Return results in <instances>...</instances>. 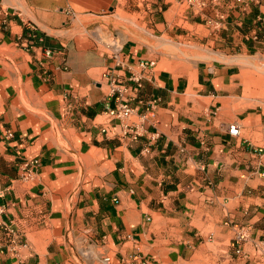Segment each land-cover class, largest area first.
Listing matches in <instances>:
<instances>
[{"label":"crops","instance_id":"crops-1","mask_svg":"<svg viewBox=\"0 0 264 264\" xmlns=\"http://www.w3.org/2000/svg\"><path fill=\"white\" fill-rule=\"evenodd\" d=\"M201 1L151 0L109 49L95 30L117 35L134 0H0V264H264V102L242 104L264 0ZM113 87L129 124L145 116L135 139L106 113Z\"/></svg>","mask_w":264,"mask_h":264},{"label":"built area","instance_id":"built-area-1","mask_svg":"<svg viewBox=\"0 0 264 264\" xmlns=\"http://www.w3.org/2000/svg\"><path fill=\"white\" fill-rule=\"evenodd\" d=\"M181 5H185L187 8H191L194 4H202L201 0H177ZM215 8V10L218 9V7L224 2V0H210ZM236 4H239L242 6V8H247L248 5L251 2H254L255 0H234ZM7 16V10H4L3 8L0 7V15ZM218 18L220 19L221 22L217 23V27L220 28L222 25V20H223V14H220L219 12L217 13ZM264 22V20H261ZM253 39L256 40V36L253 37ZM113 43H119L116 37H113ZM111 43V44H113ZM105 46L109 49L110 46L105 43ZM116 50V49H115ZM120 52V47L115 51L116 54H119ZM139 66L146 70L147 68H151L154 66V63L152 61L147 62V63H140ZM130 81L134 82L137 87H140L141 84V77L138 75H133L130 79ZM128 88L119 89L113 87L111 90V96L116 95L115 97V105L113 108L107 110V115L116 118L122 123V135L126 136L130 134L133 139L137 138L142 132L146 130L144 127V118L145 116H140L139 117V122L134 123L131 121L129 124V120L131 115L133 114V110L128 106V104L123 100V93L126 92ZM154 106L150 105L148 112L151 113L153 110ZM149 126H153L152 123L148 124ZM227 132L229 136L237 138L240 136V125L237 122H234L228 126ZM154 137L157 136V134L153 135ZM6 137L11 138L12 134L11 132L7 131L6 132ZM38 166V161L37 160H31V161H24L23 163L20 164L19 166V171H20V176L19 179L23 182H32L35 179L36 176V168ZM261 180L264 182V172L259 174ZM225 225H228V222L225 223ZM8 228V227H7ZM10 231V230H9ZM249 231H250V226L248 225H235L233 226V237L231 239V247L235 249V252H239L241 249V246L243 243H245L249 237ZM100 261L102 264H109L110 263V258L105 255L104 253L100 254ZM124 264H150V261L147 258L143 257H135L131 259H127L124 261Z\"/></svg>","mask_w":264,"mask_h":264},{"label":"rangeland","instance_id":"rangeland-1","mask_svg":"<svg viewBox=\"0 0 264 264\" xmlns=\"http://www.w3.org/2000/svg\"><path fill=\"white\" fill-rule=\"evenodd\" d=\"M18 7H22V3L20 0H14ZM22 1V0H21ZM151 0H134L133 7L131 11L127 12L124 10H118L116 12V16L118 17L117 23H115V29L117 35H113L109 28L105 26H100L95 30L96 36L97 33L102 34V37H98L99 40L107 43L110 46H113V37H116L118 41L122 40V36L124 33H121L120 26H127L128 28H135L138 26V20L143 15L144 11L148 7L146 5L150 4ZM4 8V7H3ZM143 11V12H140ZM11 13L12 11H8ZM18 12V11H16ZM124 40V39H123ZM123 42V41H121ZM120 42V43H121ZM104 43V44H105ZM115 47V46H113ZM252 63L255 64L256 67L248 66L251 69L244 70L245 72V82H244V90H243V101L242 104H247L249 99H255L256 101L263 103L264 102V59L262 58H250ZM261 67V69L257 68ZM261 70V71H260ZM247 87V90H245Z\"/></svg>","mask_w":264,"mask_h":264},{"label":"bare ground","instance_id":"bare-ground-1","mask_svg":"<svg viewBox=\"0 0 264 264\" xmlns=\"http://www.w3.org/2000/svg\"><path fill=\"white\" fill-rule=\"evenodd\" d=\"M100 37H102V34H100L99 35ZM94 252H93V250L92 249H86V254H88V255H92Z\"/></svg>","mask_w":264,"mask_h":264}]
</instances>
